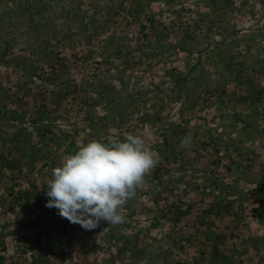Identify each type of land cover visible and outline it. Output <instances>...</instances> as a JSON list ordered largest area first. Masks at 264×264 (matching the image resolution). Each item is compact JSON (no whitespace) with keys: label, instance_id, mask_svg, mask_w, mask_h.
Returning <instances> with one entry per match:
<instances>
[{"label":"rangeland","instance_id":"rangeland-1","mask_svg":"<svg viewBox=\"0 0 264 264\" xmlns=\"http://www.w3.org/2000/svg\"><path fill=\"white\" fill-rule=\"evenodd\" d=\"M233 113L246 125L239 134L264 152V0H0V139L18 140L9 143L31 155L58 150L61 162L93 139L134 134L166 156L126 203L125 222L85 230L56 208L39 217L33 209L21 230H48L47 240L0 242V264H199L204 255L215 263L214 230L206 227L198 243L189 213H208L215 166L225 169L221 156L240 153L215 137H231L215 124L230 125ZM195 151L212 159L188 176L178 199L163 202L156 181L185 179L191 169L182 177L178 164H192ZM24 166V178L0 180L17 193L0 195V221L19 213L15 197L33 185L36 168ZM201 182L209 191L192 197ZM195 246L209 252L190 259Z\"/></svg>","mask_w":264,"mask_h":264},{"label":"crops","instance_id":"crops-1","mask_svg":"<svg viewBox=\"0 0 264 264\" xmlns=\"http://www.w3.org/2000/svg\"><path fill=\"white\" fill-rule=\"evenodd\" d=\"M237 106H239V104L236 103L234 109H237ZM216 111L217 106H215V112ZM229 114H231V112ZM219 121V123L215 124L216 130H218L217 133H219V131L225 132L229 128L232 129L233 133L229 134L231 137L215 134L216 141L220 146L234 145V148L240 153H238L237 157L234 156L233 152L232 154L228 153L227 156H221V159L225 160L222 162H226L228 165L225 166V169L221 166H215V188L209 185L213 190L215 189V197L213 198L214 200L210 202L204 200L206 209L209 208L208 213L205 212L202 215L189 213L191 220L188 225L189 227L193 225V230L195 231L193 238H195L198 243L203 244V241H205L206 227L211 226V229L214 230L212 238L215 240V254L211 253V250L209 252L207 248H203L204 246L202 248L195 246L187 255L189 256L188 258L192 259L195 253L204 254L203 251H206V253L209 252L208 255H215V263L213 264H264V152L262 151L261 154H258L256 148L257 144L253 142V140H255L254 136L245 135L247 132L239 134L246 125L244 122L237 121L235 113L231 115L229 121L230 125L226 124L225 120L219 119ZM166 140L164 139V142H168V140ZM10 141L17 142L18 140L4 137L0 139V180L5 179L7 176L11 177L13 173H17L24 178V174L20 173L18 170L21 164L25 165L24 168L27 172H32L34 168H36V175H33L31 179V184L33 185L29 186V192L23 194L24 196L21 199L20 197L22 194H18L15 197L19 202L16 206L17 209H19V211L17 210L19 213L11 215V221L7 219L6 215L1 219L0 242L8 240L11 237L20 238V236L26 239L36 238L47 240V235L49 234L48 230L22 231L21 220L34 219V216H32L33 209L37 210L36 215L39 212L44 215L45 209L48 210L49 207L46 208V200L48 198L46 196L47 181L52 177V169L60 164V153L56 150L41 154L40 150L37 151L35 155H31L29 151L25 149V146L18 144V146H13L16 147V150L13 151L12 145L15 143L10 144ZM21 141L22 140L19 142ZM25 143H27V141ZM180 146V144L179 146L177 145V148H180ZM53 148H55V146ZM151 150L153 154L156 155L154 158L157 160V164L159 162L161 163V160L166 159L164 152L155 149ZM201 157H203V155H199L195 151L194 155L189 158V161L193 162L192 164L184 165L186 163L180 161L178 165L183 166V168L178 166L179 168H177V170L181 172L180 175L182 177L186 174V171L188 172V170L191 169V171L185 175V179L172 180V177H170L167 182L160 183L158 180L156 181L158 193H163V202L166 200L169 202L173 201L167 199L168 195L173 199H176L179 193L182 195L186 186L192 184L188 180V176L192 175V172L197 167H206L208 161L212 159V156L206 154L204 163V157ZM216 157L215 154V158ZM244 158H247V165L245 162H240L241 160L243 161ZM18 163H20V165ZM156 170L157 169H154L152 171L155 173ZM213 172L214 171H212V174ZM29 176L31 177L32 175L29 174ZM223 176H225V178L222 179ZM26 179L29 180V177ZM17 181H19V179L16 180V183H18ZM203 185L207 184H203V182L193 183L196 189H192V197L196 195L199 198L206 195V192L209 191V187L207 188V186ZM189 189L190 188H188V191ZM6 191L9 195H12L14 189L5 190L0 186V195L4 196L5 200L10 201L12 198L6 195ZM14 194L17 193L14 192ZM25 198H28L31 204L29 202H24ZM23 212L26 213L24 214ZM21 213L26 215V218L23 217ZM41 214L37 216L39 217ZM245 214H248V216L242 221L241 217ZM37 220H39V218H37ZM241 221L242 223H240ZM204 256L205 258H200L199 264H208L207 260H209V258H207L206 255Z\"/></svg>","mask_w":264,"mask_h":264},{"label":"clouds","instance_id":"clouds-1","mask_svg":"<svg viewBox=\"0 0 264 264\" xmlns=\"http://www.w3.org/2000/svg\"><path fill=\"white\" fill-rule=\"evenodd\" d=\"M190 138L185 137L184 143ZM157 160L145 139L91 140L62 158L47 181L46 207L56 208L70 223L92 230L104 221L125 222V205L135 198Z\"/></svg>","mask_w":264,"mask_h":264}]
</instances>
